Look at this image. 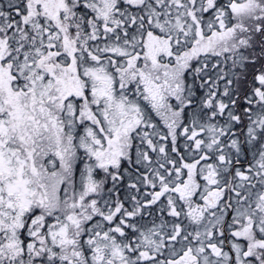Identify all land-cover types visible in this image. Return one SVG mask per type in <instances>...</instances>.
Instances as JSON below:
<instances>
[{
	"label": "snow or ice",
	"instance_id": "snow-or-ice-1",
	"mask_svg": "<svg viewBox=\"0 0 264 264\" xmlns=\"http://www.w3.org/2000/svg\"><path fill=\"white\" fill-rule=\"evenodd\" d=\"M0 264H264V0H0Z\"/></svg>",
	"mask_w": 264,
	"mask_h": 264
}]
</instances>
